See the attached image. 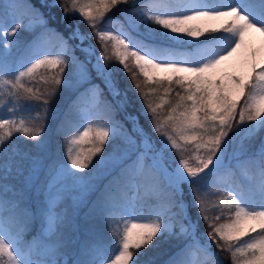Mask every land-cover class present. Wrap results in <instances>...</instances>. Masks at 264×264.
<instances>
[{
  "label": "snow or ice",
  "instance_id": "snow-or-ice-1",
  "mask_svg": "<svg viewBox=\"0 0 264 264\" xmlns=\"http://www.w3.org/2000/svg\"><path fill=\"white\" fill-rule=\"evenodd\" d=\"M118 5H131L127 29L121 25L113 34L98 27ZM51 6L65 17L78 13L91 32L77 26L67 37L56 33L54 53L30 46L25 60L14 58L12 48L27 6L0 0V264H148L144 250L158 247L157 237L175 243L166 264H224L213 244L231 264H264V137L255 150L245 143L264 132V42L257 49L247 39L264 38V0H53ZM92 35L101 43L99 55L85 46ZM189 45L194 51L180 50ZM113 57L142 102L139 113L128 111L127 89L109 64ZM89 65L104 88L93 83ZM38 76L46 85L39 94L28 87ZM62 86L90 95L107 119L81 115L87 126L63 132L62 155L46 156L53 149L44 126L31 123L29 101L43 98L46 105ZM174 86L181 91L173 103L165 97ZM161 90L154 104L151 97ZM165 104L170 110L162 117ZM73 108L80 115L79 106ZM117 109L130 129L114 118ZM14 136L33 141L35 154L20 150ZM237 137L239 146L229 155ZM109 140L111 150L94 166L98 175L84 173ZM83 144L91 145L87 152ZM252 166L255 174L248 175ZM237 169L244 183L235 179ZM105 172L115 176L95 199L67 203L73 190H89ZM142 178L150 186L146 196ZM213 188L220 193L211 202L218 214L209 217ZM221 217L226 222L219 223ZM200 220L206 233L199 231Z\"/></svg>",
  "mask_w": 264,
  "mask_h": 264
},
{
  "label": "trees",
  "instance_id": "trees-1",
  "mask_svg": "<svg viewBox=\"0 0 264 264\" xmlns=\"http://www.w3.org/2000/svg\"><path fill=\"white\" fill-rule=\"evenodd\" d=\"M3 3H11L13 0H2ZM20 2L24 5L27 6V13L22 17V22L24 27L19 30L16 34L15 37H13L14 40L17 41V45L13 46L12 48V56L15 58L17 57V54H23L25 55L26 49H28L30 46L35 47L39 45L41 49L46 48V49H53L55 50L58 47V37L56 33H61L65 37L69 35V33L76 28L77 26L81 30V32L85 34H89L91 32V29L87 27L86 22L83 21L81 17H79L78 13H69L67 17H65L64 21L61 22V16L63 13V10L60 7H52L48 5H42L39 0H20ZM60 3H64V0H59ZM143 0L137 2L138 5L139 3H142ZM131 5H118L117 8L113 9L110 13H108L105 16L104 22L98 25L100 26H106L112 29L113 31L116 30V26L119 24L118 22L121 21H126L125 16L127 11L130 9ZM123 10V11H122ZM54 12L55 16L52 19L50 17V13ZM45 19L46 23L41 26L37 27L35 29H28L25 27V24L27 23L28 20L30 19ZM73 19V20H70ZM115 21L117 20L118 22H115L114 24L112 23H107L108 20ZM76 23V24H75ZM151 27H158L156 25H150ZM144 31V29H142ZM203 39V38H201ZM75 43V42H72ZM107 46H108V54L109 56H112V41H107ZM85 44H91L93 47L96 49L98 53L101 51V43H98L97 37L92 35L89 40L85 41ZM181 51H186V52H192L194 51V48L189 45L186 46L182 49ZM79 55V52H77ZM27 56V55H25ZM28 58V57H26ZM110 66L117 70L116 72V79L119 81V86L121 90L127 89L128 92V97L131 106L128 108V111L136 114L139 113L140 108H141V100L138 98V95L135 91V89L132 87V81L128 78V75L123 71L122 66L119 65V63L115 60L113 57L109 61ZM89 70L90 69L89 66ZM41 72L44 70L41 69ZM93 75V72H92ZM140 80H143V77H139ZM93 82L100 84L101 88H104V85L102 81L98 77H93ZM28 87H32L34 91L38 90V94L42 93L46 87V85L43 83V81L40 79L38 76L35 81H32L31 83L28 84ZM147 91V88L145 89ZM181 91L178 87L174 86L173 91L168 94L166 99H168L170 102H175L176 100V92ZM164 93L161 90V92L156 95L151 97V99L154 101V104L160 103V96H163ZM79 97V98H78ZM104 97H106L107 101H111L113 104H115V101L112 100L111 95L108 94L107 90L105 89L104 91ZM31 105H33V108L29 110L27 115L31 116L33 119L31 121L32 124H37V125H43L44 126V133L43 137L44 139L49 140V144L51 145L53 151L51 152L50 155L48 156H55V157H60L62 155V146L64 145L65 141V136L62 134L63 132L69 131V129L73 128H78L80 131H82L81 127V120H80V115H78L74 108L73 105L74 103L78 106L80 105H89V102L86 98V95H80L79 92H77L75 95L72 97H69L67 91L65 88L61 87V89L58 91V93L55 95V97L48 98V103L45 105L43 104V98L41 100H31L29 101ZM64 104L63 108L60 109V106ZM243 106V100H241L239 107ZM170 110V104H165L163 109L160 110L161 116H166L168 111ZM58 111V117L56 118V121L53 122L54 116L56 112ZM90 115L93 120H98L99 122H104V120L107 119V117L104 115L103 111V105H101L100 108H97L96 106L90 107ZM36 117H39V119H36ZM114 118L118 121H121L125 127L131 128V124L125 120L124 118V113L119 111L118 109L114 113ZM239 117H236V120H238ZM140 123L147 128L149 131H151L150 128H148V122L145 120L144 116H140ZM233 131L229 133V138H231L235 134V128H236V121H233ZM240 127H246V125H241ZM75 132H69V135H74ZM243 135V133H241ZM48 138H45V137ZM154 138L155 134L153 133ZM261 137H264V132L260 133L254 140L252 141H245V143H251L253 150H255L256 146L260 143ZM158 139V138H157ZM13 143L22 151H32L33 154H35V150L32 149V144L34 143L33 141L26 140L22 137L19 136H14L13 138ZM116 143H119L117 141ZM112 142L109 140V143L105 145V149L103 153L98 154L97 156L93 157L92 164L89 165V168L84 170V173L89 174L92 177H96L98 175V170L94 167L96 164V161L100 158L101 155H106L110 150H111ZM239 146V137H237L236 141L230 146L229 148V154L231 155L232 152L238 148ZM91 147L89 144H83L81 145V148L83 149L84 152H87V150ZM235 161V160H234ZM233 161V163H234ZM195 163V161H193ZM242 171L237 169L236 170V177L235 179L240 182L244 183L245 182V175L241 173ZM247 174H255V168L254 166L249 167L247 169ZM115 176V172L113 175H108L106 172L103 174L102 177V182L101 184L95 188V190L89 195V199H95L97 195L100 194L101 191L104 190L106 185H109V182L113 180V177ZM101 178L98 179H93L91 182H96L97 180H100ZM142 182L144 184V187L140 189V194L142 196H146L148 194V189H149V183L146 178H142ZM43 183V179H42ZM115 187V185H113ZM222 191V190H221ZM210 193H215V194H210L208 197L209 200V211L208 215L209 217H213L218 214V209L211 207V202L215 201L218 196L220 195L219 192H217L216 189H210ZM80 192L77 190H73L68 198L67 203L69 205L72 204L74 201V198L78 196ZM117 195L121 194L120 189H117L116 192ZM134 193H129V195H132ZM193 215L196 214V209H192ZM226 222L225 217H221V220L219 223H224ZM37 231V228H33L32 232L28 234V239H31L32 235L35 234ZM200 233H206L207 228L206 225L204 224L203 220H200V228H199ZM104 235L110 237V233L108 232L107 226L105 225L104 228ZM247 239V238H245ZM157 241H159L158 247H151L146 251V255L142 257L143 260L147 261L148 264H166L168 261L169 257L173 255L175 252V243L161 238L157 237L156 240L153 241V244H156ZM211 251L215 253H219L220 259L224 261V264H231V258L228 254L223 253L220 249H218L215 244L212 245Z\"/></svg>",
  "mask_w": 264,
  "mask_h": 264
},
{
  "label": "rangeland",
  "instance_id": "rangeland-1",
  "mask_svg": "<svg viewBox=\"0 0 264 264\" xmlns=\"http://www.w3.org/2000/svg\"><path fill=\"white\" fill-rule=\"evenodd\" d=\"M40 1H41L42 3H44V5L46 4V5H48V6H51L52 3H53V0H40ZM139 1H141V0H137V2H139ZM54 16H55V13H54V12H51V13H50V17L53 19ZM70 20H73V19L70 18ZM115 22H118V21H117V20L112 21V24H114ZM45 23H46V20L43 19V18H41V19H31V20H29V21L25 24V27L31 30V29H35V28H37V27H41V26H43ZM118 23H119V24L116 26V30H115V31H113L112 29H110L109 27H106V26H100V28H102V29H107V30L111 31L113 34H119V32H120V30H121V25H124L125 29H127V20H126V21H121V22H118ZM194 23H203V22H199V21H198V22H194ZM75 24H76V23H75ZM142 29H143V26H141V28H140V31H141V32H143ZM254 37H255V38L257 37V38L260 39V41H259L257 44H254V40H253ZM247 39L250 41L251 45H252L253 47L257 48V49H259V48L261 47L262 42H264V38L260 37L259 34H254V35L248 37ZM112 43H113V42H112ZM87 45H88V44H85V46H87ZM92 47H93V46H92ZM57 48H58V47H57ZM57 48H56L55 50H53V49L49 50V49L43 48L42 50H44V51H51V52L54 53V52L57 50ZM93 48H94V47H93ZM94 49H95V48H94ZM95 54H96V55H99V53L96 51V49H95ZM21 56H23L25 60L28 59V58H26L27 56H25V55H23V54H21V53H20V54H17V57H21ZM15 58H16V57H15ZM93 62H95V56L93 57ZM235 62H236V61L233 60V61H229V62L227 63V70H228V71H232V70H233L232 67H231V64H233V63H235ZM89 66H90V69H91V65H89ZM91 70H92V72H93V77H96V75H95V71H94L93 69H91ZM99 79H100V78H99ZM100 81H101V80H100ZM93 83H95V82H93ZM62 87L65 88V90L67 91L69 97H72L73 95H75V94L77 93V91H76L75 88L69 89V88H67V87H65V86H62ZM77 88H80V92L83 91V88L80 87L79 85H77ZM86 98H87V100H88V102H89V105H80V106H79V110H80V120H81V127H82V130H83V127H86V126H87L88 121H87L86 119H81V115H86V116H90V117H91V115H90V109H89V108L92 107V106H95V102L90 98V95H86ZM63 106H64V104L62 103V105L60 106V109H62ZM57 117H58V111L56 112V114H55V116H54V120H53V122L56 121V118H57ZM100 123H101V122H100ZM45 138H48V137L46 136ZM45 140H47V141L49 142L48 139H45ZM50 154H51V152L46 153L45 155L48 156V155H50ZM229 155H230V154H229ZM234 164H235V161H234ZM73 171H75V170H73ZM241 173L244 174L243 172H241ZM248 175H251V174H248ZM92 180H93V179H92ZM92 180H91V181H92ZM101 182H102V178H101L100 180H97L96 182H91V184L93 185V187L90 188V189L87 190V191L82 190V189H76L77 192H78V191L80 192V194H79L78 196H76V197L74 198V200H77V199L80 198L81 196H84V197L88 198L89 195L95 190V188H97V187L101 184Z\"/></svg>",
  "mask_w": 264,
  "mask_h": 264
},
{
  "label": "bare ground",
  "instance_id": "bare-ground-1",
  "mask_svg": "<svg viewBox=\"0 0 264 264\" xmlns=\"http://www.w3.org/2000/svg\"><path fill=\"white\" fill-rule=\"evenodd\" d=\"M253 40H254V44H257L260 41V39L257 37L256 38L254 37Z\"/></svg>",
  "mask_w": 264,
  "mask_h": 264
},
{
  "label": "water",
  "instance_id": "water-1",
  "mask_svg": "<svg viewBox=\"0 0 264 264\" xmlns=\"http://www.w3.org/2000/svg\"><path fill=\"white\" fill-rule=\"evenodd\" d=\"M64 19H65V14L63 12L62 17H61V21H63Z\"/></svg>",
  "mask_w": 264,
  "mask_h": 264
}]
</instances>
